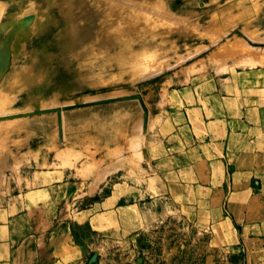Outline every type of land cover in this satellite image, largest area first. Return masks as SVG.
Here are the masks:
<instances>
[{
  "label": "rangeland",
  "instance_id": "obj_1",
  "mask_svg": "<svg viewBox=\"0 0 264 264\" xmlns=\"http://www.w3.org/2000/svg\"><path fill=\"white\" fill-rule=\"evenodd\" d=\"M250 70L264 0H0V209L68 221L75 264L190 263L202 233L162 192L174 98Z\"/></svg>",
  "mask_w": 264,
  "mask_h": 264
},
{
  "label": "crops",
  "instance_id": "obj_2",
  "mask_svg": "<svg viewBox=\"0 0 264 264\" xmlns=\"http://www.w3.org/2000/svg\"><path fill=\"white\" fill-rule=\"evenodd\" d=\"M174 99L162 192L165 204L177 202L180 222L202 233L191 240L201 250L188 264H264V71L200 81ZM28 196L48 199L42 189ZM12 211L0 209V264H75L85 257L88 248L75 242L68 221L36 220L26 203Z\"/></svg>",
  "mask_w": 264,
  "mask_h": 264
},
{
  "label": "bare ground",
  "instance_id": "obj_3",
  "mask_svg": "<svg viewBox=\"0 0 264 264\" xmlns=\"http://www.w3.org/2000/svg\"><path fill=\"white\" fill-rule=\"evenodd\" d=\"M143 57H144V56H143ZM149 58H150V57H149ZM143 59H144V58H143ZM140 60H141V59H140ZM141 61H142V60H141ZM147 61H148V60H147ZM150 61H151V59H150ZM148 63H149V62H148ZM151 63H152V62H151ZM154 64H156V63H154ZM154 64H151V65H154ZM157 64H158V63H157ZM158 65H160V64H158ZM158 65H157V66H158ZM147 66H150V65H147ZM159 67H160V66H159ZM156 68H157V67H155V69H153V68H152V69H153V70H156ZM152 69H151V70H152ZM157 71H158V70H157ZM149 72H150V71H149ZM145 73H146V72H145ZM146 77H147V76H146Z\"/></svg>",
  "mask_w": 264,
  "mask_h": 264
}]
</instances>
